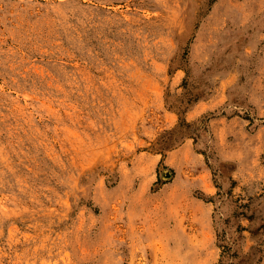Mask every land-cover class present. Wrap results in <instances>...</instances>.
Returning <instances> with one entry per match:
<instances>
[{
  "label": "rangeland",
  "instance_id": "rangeland-1",
  "mask_svg": "<svg viewBox=\"0 0 264 264\" xmlns=\"http://www.w3.org/2000/svg\"><path fill=\"white\" fill-rule=\"evenodd\" d=\"M0 264H264V0H0Z\"/></svg>",
  "mask_w": 264,
  "mask_h": 264
},
{
  "label": "bare ground",
  "instance_id": "bare-ground-1",
  "mask_svg": "<svg viewBox=\"0 0 264 264\" xmlns=\"http://www.w3.org/2000/svg\"><path fill=\"white\" fill-rule=\"evenodd\" d=\"M245 84V83H244ZM247 84V83H246Z\"/></svg>",
  "mask_w": 264,
  "mask_h": 264
}]
</instances>
